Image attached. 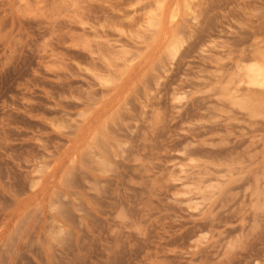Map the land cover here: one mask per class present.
Instances as JSON below:
<instances>
[{
	"label": "rangeland",
	"instance_id": "obj_1",
	"mask_svg": "<svg viewBox=\"0 0 264 264\" xmlns=\"http://www.w3.org/2000/svg\"><path fill=\"white\" fill-rule=\"evenodd\" d=\"M253 66L264 0H0V264H264Z\"/></svg>",
	"mask_w": 264,
	"mask_h": 264
},
{
	"label": "bare ground",
	"instance_id": "obj_2",
	"mask_svg": "<svg viewBox=\"0 0 264 264\" xmlns=\"http://www.w3.org/2000/svg\"><path fill=\"white\" fill-rule=\"evenodd\" d=\"M43 1H46V0H43ZM76 46L82 47L80 44H76ZM74 50L75 51H78L76 49H74ZM262 69L263 68L255 67V66H253V67L250 68V70H249L250 72L248 74H249V79L252 80L253 83H263V80H264V71Z\"/></svg>",
	"mask_w": 264,
	"mask_h": 264
}]
</instances>
